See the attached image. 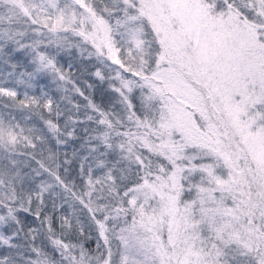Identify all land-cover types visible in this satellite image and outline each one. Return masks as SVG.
<instances>
[{
    "label": "snow or ice",
    "instance_id": "snow-or-ice-1",
    "mask_svg": "<svg viewBox=\"0 0 264 264\" xmlns=\"http://www.w3.org/2000/svg\"><path fill=\"white\" fill-rule=\"evenodd\" d=\"M0 264H264V0H0Z\"/></svg>",
    "mask_w": 264,
    "mask_h": 264
}]
</instances>
